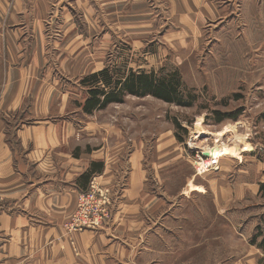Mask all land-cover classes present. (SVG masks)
Masks as SVG:
<instances>
[{"label":"rangeland","instance_id":"obj_1","mask_svg":"<svg viewBox=\"0 0 264 264\" xmlns=\"http://www.w3.org/2000/svg\"><path fill=\"white\" fill-rule=\"evenodd\" d=\"M115 1L107 0L112 10L104 9L100 0H91V17L97 25L92 27L88 44L92 60H103L102 70L81 78L59 72L56 76L58 81H74L85 93L79 112L75 110L71 115L79 113L100 120L101 127L105 126L106 149L113 152L111 158L115 154L120 157L114 168L122 166V171L114 173L112 185L104 179L105 163L92 173L88 188L79 193L76 209L65 224L67 234L105 232L114 227V214L123 203L127 210L137 208L142 215L153 213L143 218L144 222L139 221L136 244L131 240L135 232L124 229L127 224L118 230L124 237L130 235L132 253L138 254L137 264H224L243 252L242 247L232 250L227 246L225 240L230 245L232 241L227 229H234L232 237L241 242L244 237L240 233L251 221L248 218L253 217L254 232L246 242L260 245L264 238V195L260 192L264 184V0H213L216 8L204 12L206 16H199L197 11L174 10L164 0H138V12L134 0H123V10L116 13ZM75 4V0H50L44 21V54L49 66L53 65L54 75L59 65L56 56L60 49L66 51L67 45L63 10ZM104 70L114 81L130 72L153 73L159 78L178 73L184 93L191 94L194 101L185 107L151 96L129 95L123 103L87 113L84 105L90 86L81 81ZM103 84L99 86L105 88ZM215 112L231 118L218 123ZM77 124L75 121L76 128ZM122 146L127 150L119 154ZM215 146L236 148L240 153L236 157L227 155L212 165L204 150ZM163 148H167L165 154ZM137 150L138 163L144 166L155 202L130 205L127 190L132 179L128 180L134 168L131 158ZM164 161L169 165L162 168ZM205 162L209 165L202 170ZM227 166L234 174L231 181L242 186L231 190L228 186L223 191L227 177L216 173L229 171ZM92 167L86 174H91ZM245 188L248 196L234 202V206L256 207L250 208L247 216L241 213L240 221L234 216V203L230 209H222L214 202L217 194L221 198L233 192L235 198H240ZM90 193L101 202L106 221L102 226L76 227L81 199ZM113 241L124 242L117 234Z\"/></svg>","mask_w":264,"mask_h":264},{"label":"crops","instance_id":"obj_2","mask_svg":"<svg viewBox=\"0 0 264 264\" xmlns=\"http://www.w3.org/2000/svg\"><path fill=\"white\" fill-rule=\"evenodd\" d=\"M134 1L138 12L140 5L138 0ZM164 1L174 10L197 11L199 16H206L204 12L216 8L213 0ZM75 2L74 7L63 10L67 45L66 51L60 49L56 56L60 66L57 63L54 75L53 65L49 66L44 54V21L50 0H0V264H137L138 254L132 253L131 240L136 244L139 221L153 215L152 212L142 215L137 208L127 210L121 203L114 214V227L103 233L85 231L69 236L65 229L76 209L79 193L89 186L86 173L90 167L105 163L104 179L110 185L114 173L122 171V166L114 168L120 157L114 153L111 158L113 152L106 149L105 126L101 127V121L79 113L71 115L75 110L79 112L85 93L74 81H58L56 77L59 72L62 76L81 78L102 70L104 65L103 60H92L88 44L92 27L97 25L91 17V0ZM100 3L104 9L113 7L107 0ZM122 3L123 0L115 1L116 13L123 10ZM75 121L79 123L77 128ZM96 122L98 125L92 126ZM122 147L119 154L127 150ZM166 149L163 148V154ZM137 152L131 158L134 168L128 180L132 179L127 190L130 205L155 202ZM168 165L165 161L161 163L162 168ZM228 168L227 172L216 173L227 177L223 191L228 186L230 190L242 186L231 181L234 174ZM247 191L245 188L240 198L238 194L235 198L232 191L231 195L225 193L222 201L217 194L214 202L222 209L224 206L230 209L231 204L248 196ZM234 205V216L239 221L241 213L247 216L250 208L256 207ZM252 218H248L251 221L240 233L244 237L242 243L232 237L234 229L226 230L232 239L231 245L225 240L227 246H232V250L235 246L242 247L243 252L224 264H264V249L246 242L254 232ZM116 220H119L117 227ZM124 223L127 224L124 229L136 234L131 240L129 234L124 237L118 232L123 230ZM116 234L124 242L113 241Z\"/></svg>","mask_w":264,"mask_h":264},{"label":"trees","instance_id":"obj_3","mask_svg":"<svg viewBox=\"0 0 264 264\" xmlns=\"http://www.w3.org/2000/svg\"><path fill=\"white\" fill-rule=\"evenodd\" d=\"M103 83L106 84L105 88L99 86V84ZM81 84L90 86V90H88L89 98L84 105V110L87 113L104 109L109 104L123 103L126 96L129 95L140 98L151 96L169 104L185 107L191 106L194 101V97L191 94L184 93L181 77L178 73H172L159 78L153 73L148 75L146 73L130 72L125 78H119L117 81H114L112 76L104 70L84 78ZM215 115L218 123L231 118V116L221 112H215ZM235 116L233 115L232 117ZM182 131L185 130L182 129ZM101 167V164H94L92 172L88 176L91 177L92 173L99 171ZM85 176L87 175L83 177L85 178ZM260 192L264 195V184L261 185ZM259 246L264 248V238Z\"/></svg>","mask_w":264,"mask_h":264},{"label":"built area","instance_id":"obj_4","mask_svg":"<svg viewBox=\"0 0 264 264\" xmlns=\"http://www.w3.org/2000/svg\"><path fill=\"white\" fill-rule=\"evenodd\" d=\"M82 204L80 206V213L77 216L76 227H96L102 226L106 221V215L102 212L101 202L95 199V196L90 193L89 195L83 196ZM82 214V219L79 218ZM70 231L71 228L69 226Z\"/></svg>","mask_w":264,"mask_h":264},{"label":"bare ground","instance_id":"obj_5","mask_svg":"<svg viewBox=\"0 0 264 264\" xmlns=\"http://www.w3.org/2000/svg\"><path fill=\"white\" fill-rule=\"evenodd\" d=\"M206 153L209 154V158H210V163L213 165V164H216L219 162V160L227 155H230V156H234L236 157L237 154L240 153V150L239 149H236V148H230V149H226L224 147H221V146H215L214 148H207L206 150ZM209 165V163L205 162L204 164H202V170H204V168H206V166Z\"/></svg>","mask_w":264,"mask_h":264},{"label":"water","instance_id":"obj_6","mask_svg":"<svg viewBox=\"0 0 264 264\" xmlns=\"http://www.w3.org/2000/svg\"><path fill=\"white\" fill-rule=\"evenodd\" d=\"M206 155H208V153H206Z\"/></svg>","mask_w":264,"mask_h":264}]
</instances>
